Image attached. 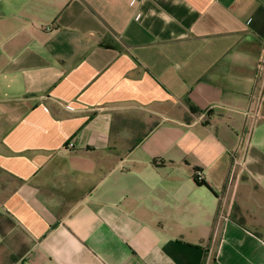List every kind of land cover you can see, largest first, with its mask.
Listing matches in <instances>:
<instances>
[{
    "label": "crops",
    "instance_id": "crops-1",
    "mask_svg": "<svg viewBox=\"0 0 264 264\" xmlns=\"http://www.w3.org/2000/svg\"><path fill=\"white\" fill-rule=\"evenodd\" d=\"M0 264H264V0H0Z\"/></svg>",
    "mask_w": 264,
    "mask_h": 264
},
{
    "label": "built area",
    "instance_id": "built-area-1",
    "mask_svg": "<svg viewBox=\"0 0 264 264\" xmlns=\"http://www.w3.org/2000/svg\"><path fill=\"white\" fill-rule=\"evenodd\" d=\"M196 179H197L198 181H200V180L202 179V175H201L200 173H198Z\"/></svg>",
    "mask_w": 264,
    "mask_h": 264
}]
</instances>
